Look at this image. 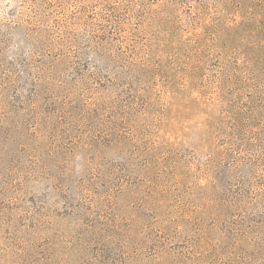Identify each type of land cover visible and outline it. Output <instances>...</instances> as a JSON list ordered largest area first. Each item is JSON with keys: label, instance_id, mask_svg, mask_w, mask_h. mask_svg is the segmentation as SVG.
<instances>
[{"label": "rangeland", "instance_id": "obj_1", "mask_svg": "<svg viewBox=\"0 0 264 264\" xmlns=\"http://www.w3.org/2000/svg\"><path fill=\"white\" fill-rule=\"evenodd\" d=\"M39 5L0 0V264H264L261 184L219 151L224 39L264 7Z\"/></svg>", "mask_w": 264, "mask_h": 264}, {"label": "trees", "instance_id": "obj_2", "mask_svg": "<svg viewBox=\"0 0 264 264\" xmlns=\"http://www.w3.org/2000/svg\"><path fill=\"white\" fill-rule=\"evenodd\" d=\"M84 1H96L100 7L107 6L110 3V0ZM245 1L247 0H239L240 4ZM32 2L39 3L38 8L46 7V5H55L62 8L68 0H32ZM251 7L255 13L259 7H264V0H253ZM39 16H41L39 9H35L33 18L28 19L27 23L35 25L37 21L35 18ZM107 17L109 19H106V21L115 20L111 18L112 16ZM257 23L258 25L252 33L257 31L262 36L254 33L240 37L228 36L224 39L223 50L231 56L228 62L236 63L237 68H235V71L241 67L245 68L247 76L241 82L238 74L233 73L235 78L231 79L233 83L231 92L244 93L246 98L237 99L236 104L229 103L228 105V103H225L226 108L222 112L224 114L223 124L219 128V151L230 159L229 172L241 173L244 167H249L251 170L250 180L245 178H241V180L245 186L246 181H248L249 186L247 187H250L253 183L261 184L256 191H249L247 195L252 197L254 203L264 212V31H261L264 22L263 20H257ZM233 27V25L227 26L229 29H233ZM247 39H250L247 43L250 46L249 48L255 50L261 47V53L257 55L244 47L243 42ZM257 65H260V67ZM4 77L10 78V74L7 73ZM220 87L223 88L222 85ZM245 194L246 191L243 190V192L238 193V197ZM259 227L264 228V221L260 223Z\"/></svg>", "mask_w": 264, "mask_h": 264}]
</instances>
